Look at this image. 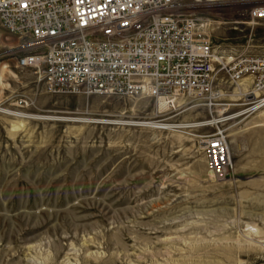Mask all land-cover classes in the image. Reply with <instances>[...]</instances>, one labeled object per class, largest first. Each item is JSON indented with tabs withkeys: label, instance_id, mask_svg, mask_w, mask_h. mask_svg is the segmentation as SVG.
I'll use <instances>...</instances> for the list:
<instances>
[{
	"label": "rangeland",
	"instance_id": "1",
	"mask_svg": "<svg viewBox=\"0 0 264 264\" xmlns=\"http://www.w3.org/2000/svg\"><path fill=\"white\" fill-rule=\"evenodd\" d=\"M215 37L226 60L264 54V25ZM17 48L0 27V264H264V107L246 113L248 84L163 108L49 94ZM216 134L228 170L206 157Z\"/></svg>",
	"mask_w": 264,
	"mask_h": 264
},
{
	"label": "built area",
	"instance_id": "2",
	"mask_svg": "<svg viewBox=\"0 0 264 264\" xmlns=\"http://www.w3.org/2000/svg\"><path fill=\"white\" fill-rule=\"evenodd\" d=\"M261 25L264 0H0V27L21 47L18 68L49 93L167 105L181 94L215 101L223 74L231 83L249 79L248 99L264 104V54L228 64L215 37L220 26ZM217 140L205 152L224 164Z\"/></svg>",
	"mask_w": 264,
	"mask_h": 264
},
{
	"label": "bare ground",
	"instance_id": "3",
	"mask_svg": "<svg viewBox=\"0 0 264 264\" xmlns=\"http://www.w3.org/2000/svg\"><path fill=\"white\" fill-rule=\"evenodd\" d=\"M19 50H21V47L18 45V48H17V51H19ZM17 51H16V53H17ZM18 54V57H17V60H16V67L18 68V66H17V64H18V59H19V56H20V54L19 53H17ZM228 54H230V55H234V58L232 57V58H228L227 60H226V58H225V60H226V63H228V64H230V63H232V62H234L235 60H236V58L238 57V55H240V54H236V53H234V52H229ZM236 54V55H235ZM225 57H226V55H225ZM19 69V68H18ZM21 70V69H20ZM222 78H223V80L224 81H226L227 83H230V84H233V85H236V86H239L241 83H246V84H248L250 87H249V89H250V91L251 90H253V85H252V83H251V81L249 80V79H240L238 82H236V83H231L230 81H228V79L225 77V75L223 74L222 76H221ZM42 83V82H41ZM222 89H218V94H217V99H215V101L216 100H220V98L221 97H223L224 95L222 94V91H221ZM250 91H247V93L248 92H250ZM47 93H49L48 91H46ZM247 93H244L243 94V96H244V99H248V97H247ZM49 94H53L52 92H50ZM257 94H258V92H257ZM59 95H71V94H59ZM86 96V95H85ZM179 96H188V95H183V94H181V95H179ZM137 97V96H136ZM138 97H142V96H138ZM145 97V96H144ZM146 98H148V97H146ZM192 98H194V99H198V100H204V101H206L205 99H200V98H197V97H192ZM256 98H258L257 97V95H255V98L254 99H256ZM252 100H253V98H251ZM250 99H248V101H249ZM158 103H159V106H158V108H163L164 107V105L167 107L168 105H167V103H166V101L164 100V99H160V100H158L157 101ZM263 103V101H262V98H261V100L260 101H258L256 104H252V108H250L248 111H246V113H252V112H256L257 110H259V109H261L262 107H264V104H262ZM251 105V104H250ZM163 110V109H162ZM244 114H245V112H244ZM241 115H243V114H240V115H236V116H234V117H232V118H236V117H239V116H241ZM16 116H18V115H16ZM68 122H69V120H67ZM86 123V122H85ZM140 124V123H139ZM213 124H218V122L217 121H211V122H208V123H204V124H202V125H196V126H194V128L195 127H198V126H208V125H213ZM136 124H133V126H135ZM151 125L152 126H155V124H153V123H151ZM149 127V126H148ZM158 129H162V130H165V129H169V127H164V126H162V127H159ZM217 138H218V140L217 141H219V143L221 144V148H222V150H223V155L225 156V160H226V162L224 163V164H220V163H218L217 161L216 162H212V159L210 158V157H208V155H206L207 156V159L209 160V162H210V165L212 166V168L213 169H215V170H217V171H223V170H228V167H229V162H230V156H229V154H228V150H227V147H226V145H227V141H226V138L225 137H223L221 134H218V135H215ZM207 151V150H206ZM215 151H217V150H215ZM208 152H206V154H207ZM209 154V153H208Z\"/></svg>",
	"mask_w": 264,
	"mask_h": 264
}]
</instances>
